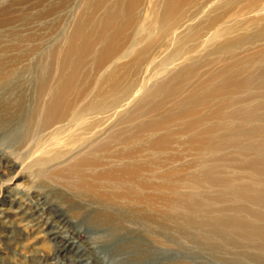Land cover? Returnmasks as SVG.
<instances>
[{"label":"bare ground","instance_id":"6f19581e","mask_svg":"<svg viewBox=\"0 0 264 264\" xmlns=\"http://www.w3.org/2000/svg\"><path fill=\"white\" fill-rule=\"evenodd\" d=\"M184 1L168 0L172 10ZM121 2L126 4V14H108V18L100 23L104 32L111 30L115 35L123 36L117 26L130 29L138 26L136 20H132V13L139 8L140 0ZM94 3L93 8L103 7L101 0H95ZM231 5L230 1L226 3L227 8ZM95 12L88 10L83 13L81 28L78 26L71 34L59 62V71L62 70L59 72L62 76L58 74L59 79H52L49 74V50L42 49L43 52L37 60L21 70H10L18 61L16 56L0 59V131L5 130V135L15 147L24 146L34 140L36 135L47 141L51 132L55 135L64 134V122L70 117L69 109L75 111L73 118L76 121L83 117L88 118L96 110L93 109L97 105L95 103L81 108L78 105L82 99L80 95L76 97L74 94L77 99L71 100L78 75L74 73L75 69L70 75L66 71L72 64V53H79L78 60L87 52L92 54L94 43L84 28L94 22L92 15ZM170 13L171 10L164 11L160 16L161 22L167 20ZM8 20L9 18L0 19V25L9 22ZM96 25L98 26L97 23ZM209 25L212 29L216 22L211 19ZM8 34L6 37H11V40L1 38V46L14 51L13 49L27 45V52L31 54V37L25 40L17 38L13 26ZM103 36L105 35L100 37ZM28 41L30 42L26 43ZM110 46L111 52L105 56L102 53L98 58L99 70L112 64L115 56L123 52H120L121 46L117 44ZM80 50L83 52H78ZM260 58L264 61V50L261 51ZM109 71L110 76L112 69ZM183 75L184 73H180V77ZM26 76L27 79H22ZM172 77L159 84L155 92L166 94V97L173 95L177 87L172 85L175 79ZM259 77L253 84H260L264 89V67L262 76ZM207 80L212 83V87L202 94V101L207 103L213 100L219 91H229L231 100L220 101V110L210 111L206 117H196L182 131L196 130L192 138L197 140L198 147L215 157L219 156L217 147H233L236 155L234 158L227 156L223 161L228 163L222 165L231 174L222 172L218 176L213 172L216 167L207 166V162L202 163L198 167L203 169L197 174H189L186 179L192 183L191 190L197 189L193 192L178 184L179 170L172 169L162 174L159 170L167 164L162 165L156 160L148 161L145 158L147 147L160 152L165 144L162 137L156 139L160 142H148L147 147H144L142 132L156 135L158 130L180 118L174 111L166 112L161 118L154 117L137 129L129 131L124 128L113 130V127L108 126L101 131L91 132L89 131L92 128H80V132L75 134L76 137L72 136L73 140L71 139V145L81 140L71 151L73 153L78 150L69 156L70 159L74 157L71 161H67L69 158L63 160L64 162L58 161L62 157L60 155L46 159L40 156V152H32L30 166H38L41 173L53 174V178L59 181L67 180L64 186L74 194L68 203L76 217L81 219L79 225L82 223L87 229L88 239L79 243L74 236L76 233L70 234L64 230L65 225L70 226L71 223L66 214L53 212L49 198L37 191L29 193L20 189V185H17L10 200H7L8 206L0 207V226L9 230V234L0 237L18 240L34 252V255L42 252L38 246L41 236L47 237L56 245L57 253L69 258L74 264H264V105L257 104L250 109L238 107L228 113L224 109L229 106L245 104L248 97L244 94L252 82L249 78L233 82L225 78L215 84L212 76ZM196 91L198 90L194 89L190 93L198 94ZM196 103L198 101L191 105L194 113L200 104ZM161 105L152 106L151 111H160ZM40 112L44 114V119L37 124ZM211 117L218 122L208 128L202 125L204 119ZM213 130L220 131L221 135L213 139L210 133ZM102 136L103 139H100ZM214 140L221 142V145H216ZM4 158L0 153V186H4L8 179L11 180L21 172H16V161L8 162L9 165L2 167ZM221 160L222 158L220 162ZM65 162L67 163L59 168L48 170L55 164ZM192 167L194 165L186 168ZM198 183H207L210 186L207 191L209 193L212 187L218 185L221 187L218 191L220 193L211 191L214 193L213 198H208L207 192L202 193V200L198 201ZM60 194L62 193L59 192ZM208 200L217 201L221 207L204 208L203 204ZM79 225L77 223L73 226L80 227ZM29 234L31 237L28 238ZM24 235L27 238H22ZM96 245L98 247L95 251Z\"/></svg>","mask_w":264,"mask_h":264},{"label":"rangeland","instance_id":"374dc122","mask_svg":"<svg viewBox=\"0 0 264 264\" xmlns=\"http://www.w3.org/2000/svg\"><path fill=\"white\" fill-rule=\"evenodd\" d=\"M101 1L103 7L98 9L93 8L95 0H0V19L9 18V22L0 25V59L16 56L18 61L10 67V70H21L36 61V58L42 54V49L49 50L51 51L49 60L51 72L49 74L52 79H59L58 74L61 75L59 72L62 70L59 71V62H61L71 34L78 26L81 28L83 13L88 10L96 11L95 15H92L95 18L94 22L84 28L94 43L92 54L85 53L81 57L80 63L79 53H72L71 66L64 67V69L67 67L66 71L69 75L74 69V73L78 75L71 100L76 101V97L80 95L82 99L78 105L81 108L95 103L97 105L93 109L96 110L92 111L93 113L88 118L84 119L83 117L82 120L76 121L73 118L75 111L69 109L70 117L64 122L66 123L64 134L55 135L51 130L49 132L52 134L47 136L49 140L43 141V138L36 135L34 140L25 144L26 146L15 147L9 137L5 135V130L0 131V153L5 157L4 164L1 163L2 167L9 165L8 162L16 161L18 163L16 172L21 171L11 180L8 179L9 181L7 180L4 186H0V190H2V193L0 192V207L8 206L7 200H10L17 185L29 193L40 192L50 199L48 202L50 201L49 203L53 206V212L66 214L71 223H69L70 226L65 225L64 230L70 234L76 233L74 236L77 237L79 243L88 239V233L82 223L79 225L82 221L76 217L68 203L74 194L64 186L67 180L59 181V179L53 178V174L41 173L38 166L31 167L32 152H40V156L46 159L60 155L62 157L58 161L68 158L67 161H71L74 157L71 159L70 157L78 150L73 153L71 151L81 143L80 140V142L71 145L72 136L76 137L75 134L80 132V128H92L89 131L91 132L101 131L108 126L113 127V130L124 128L129 131L137 129L154 117L161 118L166 112L174 111L180 118L168 124L164 129L158 130L157 136L153 133L142 132V138L145 140L144 147H147L146 143H152L162 137V142L165 144L161 147L160 152L147 147L145 158L148 161L156 160L162 165L167 164L162 168L163 170H159L162 174L172 169L179 170L178 184L187 187L188 191L194 192L197 189L191 190L192 183L186 179L189 178V174H197L203 169L198 167L200 164L207 162V166L216 167L213 172L221 176L222 172L227 173L222 165L228 162L223 159L234 158L236 155L233 147L220 146L221 142L214 140L215 144L220 146L217 147L219 156L215 157L198 147L197 140L192 138L196 130L182 131L196 117H206L210 111L220 110L221 108L218 106L220 101L230 102L231 100L229 91H219L213 100L207 101V103L202 101L200 99L202 94L212 87V83L210 84L207 79L211 76L214 77L215 84L225 78L230 82L249 78L252 82L244 94L248 97L245 104L229 106L224 109L228 113L238 107L250 109L257 104L263 103L264 105V89L260 87V84H253L255 79L262 76L264 67V61L260 58L261 51L264 50V0H185L180 6L174 7V10L169 6L168 0H140L139 8L132 13V15L134 14L132 20H136L138 26L132 29L126 26H117L123 36H117L111 30L104 32L100 23L108 18V14L112 15L117 12L124 16L126 4L121 0ZM229 1L232 5L227 8L226 3L228 4ZM168 10H171L168 19L161 22L160 16ZM211 19L216 22V26L212 29L209 27ZM12 26L17 38L25 40L31 37V42H26H30V45L33 46L31 54L27 52L29 49L27 45L16 50L13 49L14 51L1 46V38L6 41L11 40V37H6V35L9 36L8 33ZM103 34L105 36L101 38L100 36ZM112 44L121 46L120 52H123L118 53L117 57L115 56L112 64L99 70L98 58L102 53L104 56L110 53ZM78 52H83V50ZM111 69L112 72L109 76L108 72ZM180 73H184V75L180 77ZM170 77L175 78L172 85L177 87V91L169 97H166V94L155 92L157 86L169 80ZM22 79H27V76ZM114 85H116L115 88H113ZM194 89L198 90L196 91L198 94L190 93ZM195 101H198L196 105L200 104L194 113L191 105L195 104ZM157 104H162V109L152 112V106H157ZM43 115L42 112L39 113L37 124L42 123ZM217 122L216 118L211 117L204 119L202 125L208 128ZM230 123H232L231 120ZM210 133L213 139L221 135L218 130H213ZM100 139H103V136ZM155 142L160 141L156 140ZM118 148L122 149V147ZM33 163L36 165L35 162ZM66 163L55 164L48 170L59 168L60 165ZM192 165H194L192 169L186 168ZM231 173L228 171L227 174ZM63 182L64 184H62ZM197 187L200 198L195 197L200 201L202 200L201 194H205L210 186L207 183H198ZM220 190L221 187L218 185L212 187L210 193L207 192L209 193L207 197L213 198L212 195L219 194ZM211 191L214 193L212 194ZM59 192L62 194L59 195ZM203 205L208 209L221 207L214 200H208ZM77 223L80 226H76L78 229L73 226ZM5 234H9V230L0 226V236ZM29 237H31L30 234ZM41 238L42 240L38 241V246L42 252L34 255V252H31L18 240L13 241L12 237L8 239L0 237V264H74L69 261V258L57 253L56 245L49 238L44 236ZM97 247L98 245L94 247L95 251Z\"/></svg>","mask_w":264,"mask_h":264}]
</instances>
